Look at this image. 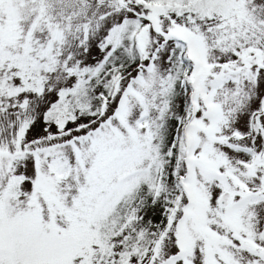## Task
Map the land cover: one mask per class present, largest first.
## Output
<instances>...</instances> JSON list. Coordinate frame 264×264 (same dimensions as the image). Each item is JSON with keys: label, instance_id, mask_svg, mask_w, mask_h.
<instances>
[{"label": "snow or ice", "instance_id": "snow-or-ice-1", "mask_svg": "<svg viewBox=\"0 0 264 264\" xmlns=\"http://www.w3.org/2000/svg\"><path fill=\"white\" fill-rule=\"evenodd\" d=\"M0 264H264V0H0Z\"/></svg>", "mask_w": 264, "mask_h": 264}]
</instances>
